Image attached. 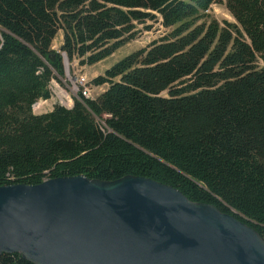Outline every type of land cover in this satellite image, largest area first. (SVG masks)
<instances>
[{"label":"trees","instance_id":"trees-1","mask_svg":"<svg viewBox=\"0 0 264 264\" xmlns=\"http://www.w3.org/2000/svg\"><path fill=\"white\" fill-rule=\"evenodd\" d=\"M215 1L0 0V186L144 176L264 239V0H225L235 22L222 23ZM147 21L164 33L95 76V98L32 111L65 74L62 53L94 64Z\"/></svg>","mask_w":264,"mask_h":264},{"label":"water","instance_id":"water-1","mask_svg":"<svg viewBox=\"0 0 264 264\" xmlns=\"http://www.w3.org/2000/svg\"><path fill=\"white\" fill-rule=\"evenodd\" d=\"M2 253L33 264H264V239L151 178L77 174L0 186Z\"/></svg>","mask_w":264,"mask_h":264},{"label":"rangeland","instance_id":"rangeland-1","mask_svg":"<svg viewBox=\"0 0 264 264\" xmlns=\"http://www.w3.org/2000/svg\"><path fill=\"white\" fill-rule=\"evenodd\" d=\"M207 13L209 17L216 19L220 23L223 21H229V22H235L234 17L231 15L229 10L227 9L225 5V0H216L213 2L209 9L207 10ZM146 24H151L150 29H145L143 24H136V34L133 38L129 39L125 44H123L121 47L116 49L110 56L106 57L105 59L98 61L94 64L87 65V64H82L80 62L79 58H73L72 60H69L66 56V67L65 68V74L63 76H56V78H53L50 83V88L51 91L56 88L55 83H58L59 86H64L65 83H69V78L72 76H75L80 73L86 74L87 78L90 79L92 83V79L104 72L106 68L111 66L115 61L118 59L122 58L126 54L137 50L141 47L146 46L150 41L153 39L158 38L162 33H164L165 28H163L158 22H152V21H147ZM62 34V31L59 30L58 34H56L55 38L52 41V48L53 49H58L60 45V35ZM92 91L93 96H97L100 94L106 87V84L103 85H94ZM166 94V92H163ZM56 98V97H55ZM51 107L50 103L48 105H45L40 111L36 110L34 113H43L47 110H49Z\"/></svg>","mask_w":264,"mask_h":264},{"label":"built area","instance_id":"built-area-1","mask_svg":"<svg viewBox=\"0 0 264 264\" xmlns=\"http://www.w3.org/2000/svg\"><path fill=\"white\" fill-rule=\"evenodd\" d=\"M63 57L65 58V54L62 53ZM51 83V82H50ZM56 88L51 91L50 89V97L46 99H39L32 105V111H40L45 105L50 103L51 107L55 104H60L67 108H70L74 104L75 99H81V96L84 98H95L96 96L92 95V91L95 86L92 85L89 78H87L86 74L80 73L75 76L69 78V83H65L63 86H59L58 83H55ZM98 86V85H96ZM56 97V98H55ZM41 103V108L37 109L35 106ZM48 111V110H47ZM46 112V111H45Z\"/></svg>","mask_w":264,"mask_h":264},{"label":"bare ground","instance_id":"bare-ground-1","mask_svg":"<svg viewBox=\"0 0 264 264\" xmlns=\"http://www.w3.org/2000/svg\"><path fill=\"white\" fill-rule=\"evenodd\" d=\"M42 106H41V103H38L36 106H35V108H37V109H40Z\"/></svg>","mask_w":264,"mask_h":264},{"label":"crops","instance_id":"crops-1","mask_svg":"<svg viewBox=\"0 0 264 264\" xmlns=\"http://www.w3.org/2000/svg\"><path fill=\"white\" fill-rule=\"evenodd\" d=\"M58 34V33H57ZM60 38L62 39V34L60 35ZM61 42V41H60Z\"/></svg>","mask_w":264,"mask_h":264}]
</instances>
